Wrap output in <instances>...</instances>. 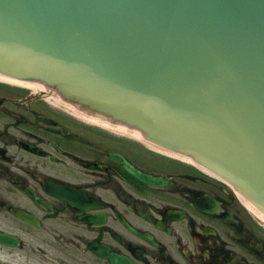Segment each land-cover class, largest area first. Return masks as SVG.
I'll list each match as a JSON object with an SVG mask.
<instances>
[{
  "label": "water",
  "instance_id": "obj_1",
  "mask_svg": "<svg viewBox=\"0 0 264 264\" xmlns=\"http://www.w3.org/2000/svg\"><path fill=\"white\" fill-rule=\"evenodd\" d=\"M0 78L193 159L264 222V0H0Z\"/></svg>",
  "mask_w": 264,
  "mask_h": 264
},
{
  "label": "flooded vegetation",
  "instance_id": "obj_2",
  "mask_svg": "<svg viewBox=\"0 0 264 264\" xmlns=\"http://www.w3.org/2000/svg\"><path fill=\"white\" fill-rule=\"evenodd\" d=\"M185 160L0 81V264H264V222Z\"/></svg>",
  "mask_w": 264,
  "mask_h": 264
},
{
  "label": "bare ground",
  "instance_id": "obj_3",
  "mask_svg": "<svg viewBox=\"0 0 264 264\" xmlns=\"http://www.w3.org/2000/svg\"><path fill=\"white\" fill-rule=\"evenodd\" d=\"M0 81L1 82H6V83H11V84H13V85H18V86H24V87H26V88H30V86H28V85H25V84H21V83H17V82H13V81H9V80H6V79H3V78H0ZM31 89V88H30ZM151 147V146H150ZM152 148H153V146H152ZM155 148V147H154ZM157 149V148H156ZM159 150V149H158ZM189 160V159H188ZM238 194H239V197L241 198V199H244V197L241 195V193L240 192H238Z\"/></svg>",
  "mask_w": 264,
  "mask_h": 264
},
{
  "label": "rangeland",
  "instance_id": "obj_4",
  "mask_svg": "<svg viewBox=\"0 0 264 264\" xmlns=\"http://www.w3.org/2000/svg\"><path fill=\"white\" fill-rule=\"evenodd\" d=\"M30 89V88H29ZM26 90V89H25Z\"/></svg>",
  "mask_w": 264,
  "mask_h": 264
}]
</instances>
